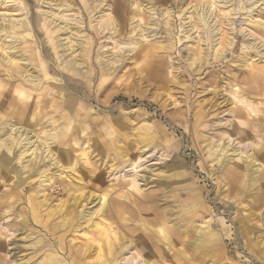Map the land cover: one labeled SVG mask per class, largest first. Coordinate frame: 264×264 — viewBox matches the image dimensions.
<instances>
[{"label": "rangeland", "instance_id": "1", "mask_svg": "<svg viewBox=\"0 0 264 264\" xmlns=\"http://www.w3.org/2000/svg\"><path fill=\"white\" fill-rule=\"evenodd\" d=\"M0 27V137L71 123L64 171L0 145V264H101L94 224L130 242L110 264H264V0H0Z\"/></svg>", "mask_w": 264, "mask_h": 264}, {"label": "bare ground", "instance_id": "2", "mask_svg": "<svg viewBox=\"0 0 264 264\" xmlns=\"http://www.w3.org/2000/svg\"><path fill=\"white\" fill-rule=\"evenodd\" d=\"M102 3V2H101ZM98 6V5H97ZM116 7V6H115ZM126 7V6H125ZM99 8V7H98ZM214 8V7H213ZM113 9V8H112ZM114 9H116V8H114ZM148 9V8H147ZM128 10V9H127ZM111 12V11H110ZM128 13V12H127ZM105 14V13H104ZM110 14V13H109ZM199 14V13H198ZM201 14V13H200ZM111 15L112 14H110V15H105V16H107V18L105 17V18H103L102 20L104 21V20H106V22H109V20H111L110 18H111ZM150 15V14H149ZM229 15V14H228ZM103 16V15H102ZM129 16V15H128ZM191 16V15H190ZM189 16V17H190ZM104 17V16H103ZM113 17V16H112ZM129 18V17H128ZM112 19H114V18H112ZM117 19V18H116ZM140 20H142V18L140 17ZM163 20V19H162ZM198 20H200V22H201V26L204 24L205 25V22H204V20H205V18H204V16H199V19ZM251 20H254V19H251ZM10 21V20H9ZM115 21V20H114ZM113 21V22H114ZM117 21V20H116ZM197 21V20H196ZM25 22V24H26V27H28L27 26V21H24ZM105 22V23H106ZM112 22V21H111ZM259 22V21H258ZM258 22H255L256 24H258ZM17 22H15L14 20L13 21H11V25H9L10 26V28L13 30V32L16 34V33H19L20 34V32H21V30H28L27 28H25V25L24 24H21V25H18V24H16ZM48 23V22H47ZM99 23V22H98ZM104 23V24H105ZM115 23V22H114ZM100 24V23H99ZM98 24V25H99ZM111 24V23H110ZM117 25H119L118 23H116ZM151 24V23H150ZM252 24H254V22L252 23ZM101 25V24H100ZM99 25V26H100ZM106 26L108 25V23H106L105 24ZM113 25V24H112ZM111 25V26H112ZM8 26V25H7ZM96 26V25H95ZM98 26V28H100ZM103 26V25H102ZM110 26V25H109ZM113 27V26H112ZM111 27V28H112ZM115 27V26H114ZM9 28V29H10ZM97 28V27H96ZM104 27H101V29H103ZM109 28V27H108ZM107 28V29H108ZM111 28H109V29H111ZM119 28H121V27H119ZM118 28V29H119ZM108 29V30H109ZM123 29V28H122ZM98 30H100V29H98ZM105 30H106V28H105ZM105 30H103V31H105ZM8 30H4V28H1L0 27V33L1 32H7ZM54 31V30H53ZM52 31V32H53ZM100 31H102V30H100ZM117 31H119V30H117ZM116 31V32H117ZM12 32V31H11ZM11 32H9V33H11ZM55 32V31H54ZM76 32H78V31H76ZM114 32V31H113ZM24 33V32H23ZM79 33V32H78ZM142 33V32H141ZM112 34V33H111ZM114 34V33H113ZM74 35V34H73ZM146 35V34H145ZM144 35V36H145ZM142 36H143V34H142ZM9 37V36H8ZM68 37V36H67ZM70 37H72V36H70ZM118 38V37H117ZM1 40H2V38H1ZM127 40V39H126ZM116 41V40H115ZM82 41H80V43H81ZM115 43V42H114ZM5 44H7V43H5ZM83 44H85L84 42H83ZM82 44V45H83ZM131 44V43H130ZM135 44V43H134ZM138 44V43H137ZM3 43L2 42H0V52H2V53H4L6 56H8V55H10V54H8V52H7V50L5 49V47H3ZM74 44H72V46H73ZM78 45H80L79 44V42H78ZM71 46V45H70ZM81 46V45H80ZM86 47L88 46V44H86L85 45ZM14 47V46H13ZM74 47V46H73ZM102 47V46H101ZM10 48V47H9ZM8 48V49H9ZM15 49V48H14ZM101 49V48H100ZM79 50V49H78ZM27 52V51H26ZM83 52H84V55H87V48L86 49H84L83 50ZM13 53V52H12ZM32 54V53H31ZM79 54V53H78ZM81 54V53H80ZM25 57V56H24ZM82 57H83V55H82ZM9 58H10V56H9ZM76 58V57H75ZM12 58H10L9 59V62H10V64L12 65L13 64V68L14 69H16V71L18 72V73H16V74H19V72H21L20 70H21V68L19 67V65L16 63V62H14V60H11ZM20 59V58H19ZM72 59V58H71ZM70 58H69V60L70 61H73V60H71ZM74 59V58H73ZM86 59V58H85ZM27 60V59H26ZM64 60V59H63ZM29 61H30V59H29ZM65 61V60H64ZM75 61V60H74ZM80 61V60H79ZM85 61V60H84ZM116 61H119L118 59L116 60ZM83 62V61H82ZM37 63V62H36ZM66 63H67V61H66ZM65 63V64H66ZM72 63V62H71ZM63 64V63H62ZM64 64V65H65ZM70 64V63H69ZM81 63H72V64H70L69 65V67L70 66H72L73 68L74 67H77L78 65H80ZM29 65H31V64H29ZM68 66V65H67ZM79 67V66H78ZM113 67V66H112ZM11 68H12V66H11ZM35 68V67H34ZM22 69H24V68H22ZM72 69V68H71ZM70 69V70H71ZM79 69V68H78ZM77 69V70H78ZM106 69H107V67H106ZM105 69V70H106ZM109 69V68H108ZM34 70H36V69H34ZM73 70V69H72ZM14 71V73H15V70H13ZM76 71V70H75ZM12 72V71H11ZM24 72H26L25 71V69H24ZM24 72H22V74L24 73ZM33 72V71H32ZM50 72V71H49ZM34 73V72H33ZM38 74V73H37ZM26 75H28V77L29 78H27V79H31L32 77L30 76V75H32V74H26ZM40 75V74H39ZM12 76V75H11ZM18 76V75H17ZM23 76V75H22ZM38 76V75H37ZM36 76V77H37ZM19 77V76H18ZM17 77V78H18ZM35 77V78H36ZM14 78V77H13ZM24 79V78H23ZM37 79V78H36ZM16 80V79H15ZM20 80V79H19ZM32 80V79H31ZM30 80V82H32V81H34V80H32L31 81ZM21 81H23V80H21ZM43 82V81H42ZM33 83H36L35 81L33 82ZM44 83V82H43ZM25 84V83H24ZM27 84H29V83H27ZM18 85H19V83H18ZM21 85H23V84H21ZM30 85V84H29ZM49 85V84H48ZM3 85L0 83V87H2ZM33 86V85H32ZM15 88H16V86H15ZM37 89V88H36ZM16 90V89H15ZM38 90V89H37ZM17 91V90H16ZM33 92V91H32ZM15 93V92H14ZM19 95H21V96H25V97H27V96H29V94L27 93V91L26 90H19ZM233 93H235V92H233ZM241 93H239V95H240ZM18 95V96H19ZM236 95V94H235ZM239 95L238 96H236L237 98H238V101L239 102H241V103H246V100L245 99H242V98H240L239 97ZM20 96V97H21ZM54 96V95H53ZM46 97V96H45ZM55 97V96H54ZM43 98V97H42ZM62 98V97H61ZM243 98H244V96H243ZM29 99V98H28ZM56 100V99H55ZM62 100V99H61ZM60 100V101H61ZM53 101V100H52ZM58 101V100H57ZM57 101H56V103L55 104H57ZM248 102H250V101H248ZM6 104H8V103H6ZM51 104H53L54 105V103L53 102H51ZM60 104H61V102H60ZM60 104H58V105H60ZM246 104H248V103H246ZM251 104V103H250ZM242 105V104H241ZM245 105V104H244ZM6 106V105H5ZM57 107V106H56ZM61 107V106H60ZM60 107H58V108H60ZM5 108V107H4ZM55 108V107H54ZM61 109V108H60ZM26 110V109H25ZM253 111H254V109H252ZM52 111H54V110H52ZM1 112V111H0ZM18 112V111H17ZM56 112V111H55ZM76 112V111H75ZM2 113V112H1ZM60 113V112H59ZM6 114V113H5ZM8 114V113H7ZM61 114H62V119L63 120H65V123L63 124V126H61L62 127V131H61V129L59 130L61 133L63 132V130H66V131H68L69 129H70V127H71V123L69 122L70 120V118L68 117V115H67V112H61ZM19 115V114H18ZM49 115V114H48ZM47 115V116H48ZM1 116V115H0ZM7 116V115H6ZM6 116H5V118H6ZM17 116V115H16ZM53 116V115H52ZM72 116V115H71ZM8 118H10V117H8ZM7 118V119H8ZM17 118V117H16ZM30 118V117H29ZM53 118V117H52ZM58 117L56 116V119H57ZM12 119H14V118H12ZM47 119H48V117H47ZM54 119V118H53ZM55 119V120H56ZM11 120V119H10ZM52 120V119H51ZM1 121V120H0ZM12 121V120H11ZM30 121V120H29ZM29 121H27V122H29ZM8 122H9V120H8ZM7 122V124L9 125H12V126H15V125H17V126H19L20 125V128H24L23 129V132H21L20 134H18L19 135V137L18 138H16V137H14L13 135H12V133H8V132H6L5 131V134L7 133V137H5V138H2V137H0V145L1 146H4V148H6L8 151H10V153H11V151H13L12 150V147L14 146V145H34L35 144V142L37 143L36 145V148L35 149H39V146L40 145H47L48 146V149L46 150L47 152H48V154H50V156L49 157H44L45 155H43V156H40V157H38V160H39V162H43V161H46V159H49L50 161H51V165H55V166H59V168H62L61 170H63L64 171V167L62 166V164H60V161L56 158V156L52 153L53 151L50 149V139H51V137L53 138V140L55 139V138H60V137H64L65 135H67V132L65 131L64 132V134L62 133H60V132H55V133H53V134H51L52 132H50V134L49 133H45L46 134V136H42L41 135V133H38V132H34L33 130H30V129H27V127L25 126V125H28V123L27 124H25L24 125V123L22 122V120L18 123V124H14V123H8ZM31 122V121H30ZM2 123H5V122H2ZM48 123V122H47ZM50 123V122H49ZM74 124V123H73ZM3 125V124H2ZM50 125V124H49ZM5 125H3V127H4ZM7 126V125H6ZM30 127H31V125H30ZM47 127V126H46ZM50 127V126H49ZM55 127V126H54ZM58 127H59V125H58ZM73 127V126H72ZM16 128H18V127H16ZM0 129L2 130L3 128H1L0 127ZM6 129V127L3 129V131ZM7 130H8V128H7ZM54 130V129H53ZM58 130V129H57ZM55 131V130H54ZM16 132H18V131H16ZM34 132V135H32V137H35L36 139L35 140H32V137L30 136L29 137V134L30 133H33ZM44 132V131H43ZM1 134V133H0ZM23 134H25L26 136L24 137V138H22L23 137ZM51 136V137H50ZM50 137V138H49ZM76 138V137H75ZM25 141V143H23ZM55 141V140H54ZM65 141V140H64ZM56 142V141H55ZM66 142H67V140H66ZM78 142V141H77ZM69 143V142H68ZM54 145V144H53ZM56 145H58V144H56ZM67 146V145H66ZM15 148V147H14ZM19 148V147H18ZM0 149H2V148H0ZM30 150V147H26L25 149H23L22 151H21V154H20V156L22 157L24 154H26L28 151ZM6 151V150H5ZM7 152V151H6ZM55 152V151H54ZM18 155V154H17ZM13 156V155H12ZM37 156V155H36ZM23 159V158H22ZM33 159V158H32ZM219 161H220V157H218L217 158ZM237 159H244L242 156H238V158ZM23 161V160H22ZM30 161V160H29ZM32 162V161H31ZM35 162V161H34ZM247 164H246V166L247 167H249V166H254V165H258V166H260L261 164H260V162H258L257 163V159L253 156V155H249V157H247ZM19 163H21V162H19ZM47 163V162H46ZM31 164V163H30ZM20 165V164H19ZM32 165H34V164H32ZM70 166H73V165H70ZM23 167V166H22ZM239 167V166H238ZM259 168L260 167H257V168H255V172L257 171V170H259ZM31 169V168H30ZM49 169V167L48 168H46L45 169V171L46 170H48ZM32 170V169H31ZM42 170V169H41ZM38 171V170H37ZM50 172V171H49ZM41 173V172H40ZM62 173V172H61ZM53 175V174H52ZM52 178V177H51ZM49 180V179H48ZM252 182H254V181H252ZM161 191V190H160ZM157 192H159V191H157ZM105 198H106V194H102L101 196H100V200H105ZM82 199V198H81ZM99 200V201H100ZM143 201V200H142ZM155 201V200H154ZM151 203V202H150ZM107 204V203H106ZM98 205V204H97ZM102 209H104V208H102ZM190 209L191 208H186L185 210H188V211H190ZM98 210H99V208H98ZM102 213V212H101ZM84 214V213H83ZM96 214V213H95ZM162 214V213H161ZM81 215H82V213H81ZM85 215V214H84ZM96 216V215H95ZM84 218V217H83ZM82 218V219H83ZM100 218V217H99ZM85 219V218H84ZM89 220H90V218H89ZM85 222H86V220H85ZM92 222V225H93V221H91ZM99 222V221H98ZM167 222V221H166ZM166 222H164L163 223V226H161V228L159 229V235H161L162 237L161 238H164L165 240H170V238H171V232H172V230H173V228L171 227V226H168L167 224H166ZM84 224V223H83ZM87 224V223H86ZM89 224V223H88ZM109 224V223H108ZM90 225V224H89ZM213 225V224H212ZM82 226V225H81ZM87 226V225H86ZM94 226H95V237L97 238V245H98V248L96 249V252H97V257L96 258H99L100 260H101V264H110V261L108 260V257L110 256V255H112L113 254V246H122V244H123V248H129V246H130V242H126V243H124V242H122L121 241V236H119L118 234H114V236H112L111 235V233H110V229L108 230L104 225L102 226H100V224H94ZM91 227V229L93 228L92 226H90ZM215 227V226H214ZM114 228V227H113ZM204 228V227H203ZM202 227L200 228V227H196L195 226V230H196V232L198 233V239L202 242V244L204 243V244H210V243H213V241H217V238L219 237V232L217 231V230H214L213 228H210V226L207 228V229H203ZM82 229V228H81ZM86 229V228H85ZM84 230V229H83ZM94 230V229H93ZM89 231V230H88ZM177 231V230H176ZM94 232V231H93ZM85 233V232H84ZM88 233H90V232H88ZM91 234H92V232H91ZM185 234V233H184ZM120 235H122V234H120ZM94 237V236H93ZM113 237V241L114 242H112L111 240V238ZM121 238V239H120ZM130 238V237H129ZM85 240V239H84ZM83 240V241H84ZM129 239H127V241H128ZM95 241H96V239H95ZM126 241V240H125ZM131 241V240H130ZM148 241H149V239H148ZM147 241V242H148ZM164 241V240H163ZM172 241V240H171ZM90 242H92V241H90ZM134 242V241H133ZM137 242V241H136ZM154 242V241H153ZM173 242V241H172ZM171 242V243H172ZM224 242V241H223ZM93 243V242H92ZM132 243V242H131ZM150 243V242H149ZM152 244V243H151ZM96 245V244H95ZM94 245V246H95ZM96 245V246H97ZM146 245V244H145ZM168 245H170V244H168ZM93 246V247H94ZM133 246H134V244H133ZM92 247V246H91ZM155 247H157V246H155ZM84 248V247H83ZM136 248V247H135ZM149 248V247H148ZM174 248V247H173ZM89 249V248H88ZM131 249H133V247L131 248ZM165 249V248H164ZM142 250V249H141ZM166 250V249H165ZM83 251V250H82ZM84 251H85V249H84ZM89 251H91V250H89ZM88 251V252H89ZM131 251V250H130ZM136 251V250H135ZM144 251V250H143ZM152 251H153V249H152ZM132 252V251H131ZM154 252V251H153ZM92 253V252H91ZM90 253V254H91ZM122 254V253H121ZM125 254V253H124ZM154 254V253H153ZM156 255V254H155ZM159 255H161V254H159ZM116 257V256H115ZM156 257V256H155ZM161 257V256H160ZM159 257V258H160ZM95 258V259H96ZM120 258H122L123 259V257H120ZM117 261H119L118 259H117ZM85 262V261H84ZM90 262V261H89ZM46 263L47 264H54V261L51 259V258H49L47 261H46ZM89 264H91V262L89 263ZM144 264H154L152 261H151V259H146L145 260V263Z\"/></svg>", "mask_w": 264, "mask_h": 264}]
</instances>
